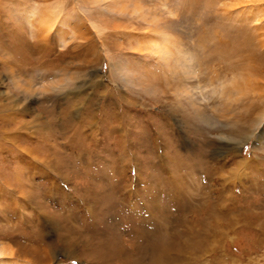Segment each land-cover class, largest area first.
I'll return each mask as SVG.
<instances>
[{"label": "rangeland", "instance_id": "1", "mask_svg": "<svg viewBox=\"0 0 264 264\" xmlns=\"http://www.w3.org/2000/svg\"><path fill=\"white\" fill-rule=\"evenodd\" d=\"M263 41L264 0H0V264H264Z\"/></svg>", "mask_w": 264, "mask_h": 264}, {"label": "bare ground", "instance_id": "2", "mask_svg": "<svg viewBox=\"0 0 264 264\" xmlns=\"http://www.w3.org/2000/svg\"><path fill=\"white\" fill-rule=\"evenodd\" d=\"M52 10L50 11H46V12H43L39 17H37V21H38V25L41 27L39 28L40 29V33L42 35V38L45 39V38H48V36H50V34L52 35V33L54 34H58V27L59 25L57 24V16H53ZM260 11V10H259ZM54 12V11H53ZM261 14V13H260ZM257 15V14H256ZM257 18V17H256ZM83 25H84V22H83ZM259 26V25H258ZM85 29H88L89 26H84ZM162 34V33H161ZM169 34V33H168ZM163 35V34H162ZM263 35V34H262ZM165 38V37H164ZM47 40V39H46ZM58 41L59 43L61 44V42L64 41V38L62 36H59L58 38ZM155 41V40H154ZM164 41V40H163ZM153 42V41H152ZM168 42V41H166ZM42 43V42H41ZM264 43V41H263ZM77 44V43H76ZM169 44V43H168ZM170 45V44H169ZM157 56V54H156ZM166 62V61H165ZM171 63V62H170ZM62 72V71H61ZM190 73V72H189ZM184 74V73H183ZM188 75V74H187ZM67 76V74H66ZM68 77V76H67ZM69 79V77L67 78ZM256 79V78H255ZM66 80L65 78V73H62L61 75H59L57 78L54 77L52 78L49 83H48V87L49 88H54L55 86L60 85L61 83H64V81ZM65 84V83H64ZM63 84V85H64ZM262 84V83H261ZM64 87V86H63ZM186 88V87H185ZM55 89V88H54ZM181 93V92H180ZM192 102V101H191ZM193 103V102H192ZM259 112V111H258ZM262 112V111H261ZM209 114V113H208ZM259 114V113H258ZM261 114V113H260ZM263 115V114H262ZM257 116V115H256ZM262 117V116H261ZM255 119V118H254ZM255 121H257L255 119ZM254 121V122H255ZM262 131V130H261ZM238 149V148H237ZM238 151V150H237ZM166 243V242H165ZM162 246V245H161ZM163 247V246H162ZM165 249V247L163 248ZM13 254V252H11ZM55 256V255H54ZM10 258V257H9ZM13 264V263H12ZM25 264V263H24Z\"/></svg>", "mask_w": 264, "mask_h": 264}]
</instances>
